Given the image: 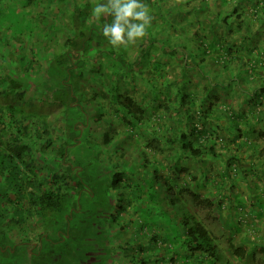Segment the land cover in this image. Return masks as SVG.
<instances>
[{
    "label": "trees",
    "instance_id": "obj_1",
    "mask_svg": "<svg viewBox=\"0 0 264 264\" xmlns=\"http://www.w3.org/2000/svg\"><path fill=\"white\" fill-rule=\"evenodd\" d=\"M105 2L0 0V259L67 264L88 248L83 264L238 263L245 248H222L183 193L191 159L220 140L195 121L223 108L219 71L242 51L264 66V0H141L147 34L119 48L102 34L114 18L93 14ZM163 118L192 140L156 133Z\"/></svg>",
    "mask_w": 264,
    "mask_h": 264
},
{
    "label": "crops",
    "instance_id": "obj_2",
    "mask_svg": "<svg viewBox=\"0 0 264 264\" xmlns=\"http://www.w3.org/2000/svg\"><path fill=\"white\" fill-rule=\"evenodd\" d=\"M258 37L264 43V34L260 33ZM255 58L258 57L240 52L239 58L229 60L219 71L220 84L208 87L212 89L210 95H219L218 101L210 104L212 108L217 105L223 108L209 109L204 117L196 113L195 121L203 122L210 137L217 136L220 140L209 142L207 152L190 162L191 174L185 176L187 192L183 193L190 212L215 234L222 248L228 245L245 248L243 258L231 264H264V93H261V99L250 95L264 77V66L258 62L262 76L250 70L247 65ZM242 73L249 77L252 73L251 77L258 82L245 87L238 81ZM199 92L195 93L198 100L203 97L201 100L206 108L209 107L208 92L204 96ZM195 107L197 109V105ZM156 126L158 134L175 135L182 143L192 140V128L186 133L189 127L183 121L177 123L163 118L157 120ZM168 127L173 130L166 131ZM218 155H222L223 163L218 160ZM234 168L235 172L232 171ZM179 177L184 176L179 174ZM192 195L200 202L194 204ZM239 216L243 222L239 221Z\"/></svg>",
    "mask_w": 264,
    "mask_h": 264
},
{
    "label": "clouds",
    "instance_id": "obj_3",
    "mask_svg": "<svg viewBox=\"0 0 264 264\" xmlns=\"http://www.w3.org/2000/svg\"><path fill=\"white\" fill-rule=\"evenodd\" d=\"M182 3V0H176ZM96 19L101 16H112L111 24H105L103 36L114 47L135 44L146 36V28L150 24L151 16L146 4L141 0H106L93 9Z\"/></svg>",
    "mask_w": 264,
    "mask_h": 264
},
{
    "label": "rangeland",
    "instance_id": "obj_4",
    "mask_svg": "<svg viewBox=\"0 0 264 264\" xmlns=\"http://www.w3.org/2000/svg\"><path fill=\"white\" fill-rule=\"evenodd\" d=\"M172 37H173V34L171 35L170 38H172ZM143 61H144V63L147 62V56H144ZM240 78H241V80L248 81V78H247V74L246 73H242L240 75ZM214 80H217V78L214 79ZM233 85L235 86L237 84H233ZM244 85L247 86L248 84H244ZM217 157H219L218 160L221 161L220 163H223V160L221 159L222 158V155H218ZM190 158H192V157H190ZM193 159H191V160H193ZM94 248L95 247H93V249ZM91 250L92 249L82 248V249H76V250L69 251V252L66 251L63 254V258H62L64 260L62 261V259H61V261L62 262H65L67 264H83L82 263V260L85 258L86 251L88 252V251H91ZM98 251H100V249H97V250H94V251H91V252L94 253V252H98ZM99 254H97L96 256L99 257ZM6 262H10V264H31V263H28L26 260L25 261L22 260V259L21 260L20 259L19 260H11V259H8V258H6L4 261L2 260V262H0V263L1 264H5ZM50 264H52V262Z\"/></svg>",
    "mask_w": 264,
    "mask_h": 264
},
{
    "label": "flooded vegetation",
    "instance_id": "obj_5",
    "mask_svg": "<svg viewBox=\"0 0 264 264\" xmlns=\"http://www.w3.org/2000/svg\"><path fill=\"white\" fill-rule=\"evenodd\" d=\"M0 262H2V259H0ZM1 264V263H0Z\"/></svg>",
    "mask_w": 264,
    "mask_h": 264
}]
</instances>
